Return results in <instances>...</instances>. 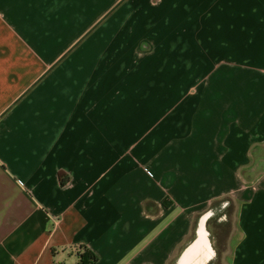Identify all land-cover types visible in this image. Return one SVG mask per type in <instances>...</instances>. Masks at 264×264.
<instances>
[{
	"label": "crops",
	"instance_id": "crops-1",
	"mask_svg": "<svg viewBox=\"0 0 264 264\" xmlns=\"http://www.w3.org/2000/svg\"><path fill=\"white\" fill-rule=\"evenodd\" d=\"M125 39L159 48L91 61ZM257 149L264 0H0V264H171L227 200L217 262L264 264Z\"/></svg>",
	"mask_w": 264,
	"mask_h": 264
},
{
	"label": "water",
	"instance_id": "water-1",
	"mask_svg": "<svg viewBox=\"0 0 264 264\" xmlns=\"http://www.w3.org/2000/svg\"><path fill=\"white\" fill-rule=\"evenodd\" d=\"M229 207V202L224 201L200 216L195 238L180 254L176 264H216L219 251L215 247L216 236L210 228V223L212 220L226 223Z\"/></svg>",
	"mask_w": 264,
	"mask_h": 264
},
{
	"label": "rangeland",
	"instance_id": "rangeland-1",
	"mask_svg": "<svg viewBox=\"0 0 264 264\" xmlns=\"http://www.w3.org/2000/svg\"><path fill=\"white\" fill-rule=\"evenodd\" d=\"M116 42H118L119 44H118V46H116V49L114 50V47L112 45L113 41L90 40L89 44H90V50H91V55H90L91 61L93 62V61H95V59L97 61V58H98L97 53L99 52V50L101 51L102 47L105 46L104 45V43H105L108 55L112 54L113 51L116 52L117 54L120 53L125 59L123 61V64H126L129 67L131 66L133 68L134 67L138 68L142 61H144V63H146L147 57H150L152 54H154V52L157 50V48H159L158 45L155 43V41L148 40V39H142V40L125 39V40H121V41L118 40ZM108 55H107V58H108ZM112 100H113V98H112ZM122 107H123V105H122ZM119 109H120V106L116 104L115 110L117 111ZM157 109L161 113L162 105H159V107ZM159 115L160 114H158V115L155 114V116H154L155 122H156V118ZM138 129L140 131H143V130L147 129V126L143 122L141 124H138ZM232 208H233V206L230 205L229 211ZM228 222H229V216H228Z\"/></svg>",
	"mask_w": 264,
	"mask_h": 264
},
{
	"label": "trees",
	"instance_id": "trees-1",
	"mask_svg": "<svg viewBox=\"0 0 264 264\" xmlns=\"http://www.w3.org/2000/svg\"><path fill=\"white\" fill-rule=\"evenodd\" d=\"M255 162L254 164L248 168L242 171L241 175L243 179L247 182H253L255 180V177L258 173L263 174L264 173V155L262 156L260 152H258V149L254 152ZM228 201V200H227ZM221 201L214 202L211 208H214L217 206ZM201 215H198L195 219V227L198 219ZM193 237L190 239L192 240ZM54 255L56 256V251L53 250ZM64 252L67 253L68 258L74 260V264H96L98 262L97 255L86 245L84 244H78L74 246H70L64 249ZM177 259H174L171 264H176ZM219 262V258H218ZM216 262V264H219ZM55 264H66L64 262L55 263Z\"/></svg>",
	"mask_w": 264,
	"mask_h": 264
}]
</instances>
